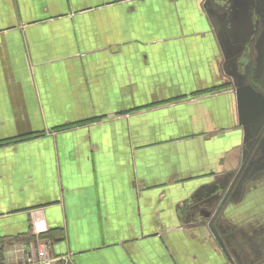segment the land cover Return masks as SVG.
<instances>
[{
	"label": "crops",
	"instance_id": "0c3cea01",
	"mask_svg": "<svg viewBox=\"0 0 264 264\" xmlns=\"http://www.w3.org/2000/svg\"><path fill=\"white\" fill-rule=\"evenodd\" d=\"M212 2L0 0V264H264V17Z\"/></svg>",
	"mask_w": 264,
	"mask_h": 264
},
{
	"label": "flooded vegetation",
	"instance_id": "af4514ba",
	"mask_svg": "<svg viewBox=\"0 0 264 264\" xmlns=\"http://www.w3.org/2000/svg\"><path fill=\"white\" fill-rule=\"evenodd\" d=\"M214 1L215 2H212V4L214 5L212 9L218 13V23L221 26V32L223 37H225L230 44L237 42V34L234 31L233 25L236 24V17H238L239 15L244 17V13L249 5V0ZM252 21L254 24L253 30H255L254 35H252L250 39L248 38L246 42H243L241 44V47L237 50L236 55L227 58L225 57V61H223V66L226 68L225 72L229 75L230 82L233 83V85H239L241 78H243L244 82L250 83L256 88H259L260 84L258 83L257 78L255 77V43L260 33L261 19L256 14V11H254L253 13ZM241 39L242 37L238 36V40L240 41ZM237 57H240L239 65L241 66L242 72H239L238 74H240L241 77L237 73L235 75L233 64L231 63V60ZM253 143L247 145L253 146ZM225 245H231V242L228 243L226 241Z\"/></svg>",
	"mask_w": 264,
	"mask_h": 264
},
{
	"label": "built area",
	"instance_id": "2783aa9c",
	"mask_svg": "<svg viewBox=\"0 0 264 264\" xmlns=\"http://www.w3.org/2000/svg\"><path fill=\"white\" fill-rule=\"evenodd\" d=\"M35 224L37 226V223ZM38 243L36 251L32 254L28 261L30 263L50 264L52 262V254L49 245L42 239Z\"/></svg>",
	"mask_w": 264,
	"mask_h": 264
},
{
	"label": "water",
	"instance_id": "95a60500",
	"mask_svg": "<svg viewBox=\"0 0 264 264\" xmlns=\"http://www.w3.org/2000/svg\"><path fill=\"white\" fill-rule=\"evenodd\" d=\"M260 2L259 10L262 12V17H264V0H257Z\"/></svg>",
	"mask_w": 264,
	"mask_h": 264
},
{
	"label": "trees",
	"instance_id": "16d2710c",
	"mask_svg": "<svg viewBox=\"0 0 264 264\" xmlns=\"http://www.w3.org/2000/svg\"><path fill=\"white\" fill-rule=\"evenodd\" d=\"M2 144H5V143H0V145H2Z\"/></svg>",
	"mask_w": 264,
	"mask_h": 264
}]
</instances>
